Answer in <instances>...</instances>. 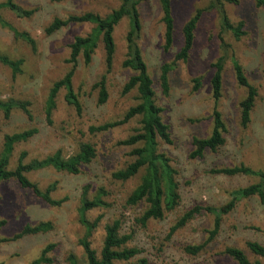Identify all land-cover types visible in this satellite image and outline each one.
Returning <instances> with one entry per match:
<instances>
[{
  "label": "rangeland",
  "instance_id": "1",
  "mask_svg": "<svg viewBox=\"0 0 264 264\" xmlns=\"http://www.w3.org/2000/svg\"><path fill=\"white\" fill-rule=\"evenodd\" d=\"M5 1L0 0V3ZM171 1L175 20L172 48L168 51L164 48V26L158 0H151L140 8L143 30L139 45L154 83L157 104L164 110L163 119L172 135L173 144L161 145L160 150L172 160L179 173L177 179L181 200L174 212L167 213L162 220H152L146 226L138 222L144 205H126L127 198L139 184L140 175L127 182L112 178L114 172L132 161L129 156L131 150L120 143L139 127V119L105 133L90 132L93 126L121 120L138 103L136 91L122 94L124 85L134 75L122 66L127 52V20H123L115 31L116 54L110 73L106 72L102 45L90 66H86L82 58L79 59L73 88L82 104V114L78 115L74 107L67 104L64 89L57 96L52 124L47 122L44 114L45 102L53 84L72 69L68 63L70 45L76 37L89 34L93 26L72 24L51 36L45 33V29L55 18L67 19L86 12L106 16L118 8L119 0H17L23 9L35 10L30 18H19L9 10L2 11L3 19L20 32L29 33L36 41L37 48L34 52L29 44L16 40L10 30L0 26V52L10 59L24 61L22 73L15 77L8 67L0 63V99L29 102L32 114L30 120L23 111L15 109L6 119L0 111V154L6 135L36 128L39 131L37 135L15 147L11 169L16 167L23 152L27 153L26 162L44 159L57 151L69 157L84 142L95 146L97 157L76 176L53 169L28 174V178L42 190L57 183L53 198L69 199L59 208L47 205L15 181L0 184V222H5L0 228V239L9 240L1 244L0 264H31L48 245H55L49 254L52 264H69L70 255L84 263V251L79 245L84 236L79 209L85 187H88L90 198L101 187L109 193L107 199L111 207L89 213L91 220L103 217L93 237V247L98 253L104 240V226L119 219L123 233L133 235L131 245L143 251L140 257L147 259L149 264H237L225 254L228 247L243 250L251 261L256 259L247 247L248 242H258L264 246V204L256 196L237 202L234 210L223 217L218 236L197 256L187 254L185 248L207 241L209 231L213 229L214 216L203 213L175 233H171V229L193 208L219 209L231 201L233 191L260 182L258 177H231L212 171L245 165L264 172V7L258 8L255 0L225 4L233 23H245L246 34L236 40L231 33L221 32L219 15L206 10L211 0ZM198 10L203 13L189 59L187 62H175L183 46V27ZM222 39L229 46V54L217 109L226 125V143L216 153L206 152L202 158L192 159L194 138H208L213 131L212 117L216 105L211 80L215 72L213 65L224 53ZM232 59L242 66L249 83L258 92L247 128L241 126L239 108L247 90L238 83ZM174 62L173 70L169 73V94L164 95L160 83L161 68ZM105 74L109 98L106 104L99 105L98 91L93 86ZM196 79L201 81L199 89L196 88ZM40 222L52 223V231L11 240L26 225L34 226ZM137 260L130 264H136ZM261 261L264 264V260Z\"/></svg>",
  "mask_w": 264,
  "mask_h": 264
},
{
  "label": "trees",
  "instance_id": "2",
  "mask_svg": "<svg viewBox=\"0 0 264 264\" xmlns=\"http://www.w3.org/2000/svg\"><path fill=\"white\" fill-rule=\"evenodd\" d=\"M73 1V0H56ZM91 1V0H83ZM151 0H119L118 8L113 9L108 15L102 16L94 12H86L82 15H71L67 19L55 18L53 22L45 29V33L51 36L61 29L72 24H90L92 31L86 36H78L70 45V59L68 63L72 69L59 81L55 82L49 91L45 102L44 114L49 124H52L53 113L57 107V96L59 92L66 90L65 100L69 106L74 107L78 115L83 112L82 104L73 88V77L82 58L86 66H90L96 55L97 50L102 45L104 51V63L106 72L110 73L115 60L116 43L115 31L117 26L127 20L129 29L126 36V56L122 63L123 68L131 70L132 75L123 87L122 94L127 95L136 91L138 103L131 107L124 117L119 121L105 123L97 127L90 128L92 134L105 133L116 127L125 125L134 119H139V127L134 129L126 140L120 144L129 148V156L132 161L125 168L112 174L115 181L127 182L140 175L139 184L131 192L126 200V205L138 207L144 205V210L138 222L146 226L152 220H162L167 213L174 212L180 205V186L178 182V171L174 168L172 160L166 153L160 150L161 145H172V135L169 126L164 122V110L158 106L156 94L153 88V80L149 74L148 66L144 60L142 49L139 45L143 24L140 14L142 5ZM162 12V23L164 26V48L170 50L175 42V20L172 14L171 0H158ZM237 4V0H211L208 11H214L219 15L222 33H231L236 40H240L246 33L244 31L245 23H233L225 9V4ZM258 8L264 7V0H255ZM3 10H9L19 18H30L35 10H25L17 4V0H6L0 3V26L10 30L16 40H23L29 44L35 52L37 48L36 41L29 33L20 32L10 23L5 21L2 16ZM203 11L198 10L195 15L183 27V46L176 55L175 62H187L195 43V32L202 16ZM229 46L222 39L223 55L214 63V76L211 80L213 99L215 108L213 111V131L210 137L205 139L194 138L193 152L191 158H202L206 152L216 153L222 148L226 139L227 132L222 114L217 109V104L222 97L223 89V71L229 54ZM236 77L240 86L246 88L247 95L240 103L241 126L247 128L251 121V113L255 107L258 96L257 89L251 85L246 77L242 66L232 59ZM175 62L165 64L161 68L160 83L164 95L169 94V73L173 70ZM0 63L8 67L13 76L22 73L24 61L13 60L0 52ZM197 89L201 87V81L195 80ZM98 91V104L104 105L108 101L109 93L107 88V76L103 75L93 86ZM30 103L17 100H1L0 111L4 117L9 119L13 110L19 109L32 120V114L29 109ZM39 133L38 129L33 128L21 133L6 135L2 152L0 154V184L9 181H15L22 189L31 191L38 199L47 205L55 208L62 207L69 199L68 197L60 200L53 198L57 191V183L49 185L45 190L33 183L28 174L53 169L57 172H64L70 175H79L84 166L90 165L97 157V150L91 143L84 142L79 146V150L69 157H64L62 151H57L44 159H34L26 162L27 153L23 152L16 167L11 169V159L14 155L15 147L21 143L28 142ZM214 174L225 176H252L260 178V182L246 188L235 190L231 193V201L218 208L197 206L186 212L173 226L171 233L184 228L197 215L208 213L214 216L213 229L209 231L207 241L201 245H190L185 248V252L192 256L202 253L206 246L211 243L219 234L222 226L223 217L232 212L238 201L251 197H258L264 204V172L254 170L245 165L229 168L215 169ZM88 187L84 188L79 209L80 223L84 227V236L79 241V245L84 251V263H80L77 257L70 255L69 264H130L134 259H138L136 264H149L148 260L141 258L143 251L136 246H132L133 235L125 234L122 231V221L117 219L104 226V240L100 253L93 247V237L100 228L102 218L94 220L89 219V213L96 209H109L111 204L108 202V191L101 187L97 190L95 196L90 198ZM5 224L0 222V228ZM53 229L50 222H40L37 225H26L22 231L15 235L11 240H19L25 236L46 234ZM9 240L0 239L1 244ZM249 251L255 256L251 261L245 252L237 247H228L225 254L232 258L237 264H263L264 246L258 242H248ZM55 245H48L43 249L41 255L31 264H52L53 260L49 257L50 252Z\"/></svg>",
  "mask_w": 264,
  "mask_h": 264
}]
</instances>
